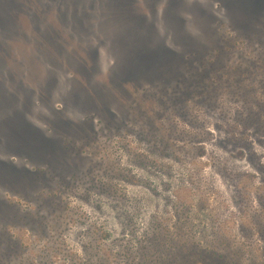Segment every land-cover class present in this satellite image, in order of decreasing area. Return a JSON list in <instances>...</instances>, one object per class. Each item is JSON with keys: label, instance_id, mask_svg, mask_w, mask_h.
<instances>
[{"label": "rangeland", "instance_id": "obj_1", "mask_svg": "<svg viewBox=\"0 0 264 264\" xmlns=\"http://www.w3.org/2000/svg\"><path fill=\"white\" fill-rule=\"evenodd\" d=\"M243 38L264 56V0H0V264H200L207 245L250 264L208 156L143 137L189 66L224 46L235 66Z\"/></svg>", "mask_w": 264, "mask_h": 264}, {"label": "trees", "instance_id": "obj_2", "mask_svg": "<svg viewBox=\"0 0 264 264\" xmlns=\"http://www.w3.org/2000/svg\"><path fill=\"white\" fill-rule=\"evenodd\" d=\"M243 41L248 49L237 52V66L229 68L225 63L234 54H225L233 52L227 46L207 60L219 59V67L204 60L199 68L189 66L180 88L154 102L153 117L160 125L153 127L154 134L143 137H151L146 156L154 159L173 160L187 168L208 156L206 161L229 186L230 201L241 212L242 223L236 228L241 240L236 241L252 250L243 256V249H234L236 256L250 264H264V56L254 53L250 39ZM244 51L252 56L244 59ZM254 77L259 81L251 80ZM207 142L213 147L208 149ZM104 186L105 190L108 184ZM198 252L200 264L225 263L216 246H202Z\"/></svg>", "mask_w": 264, "mask_h": 264}]
</instances>
